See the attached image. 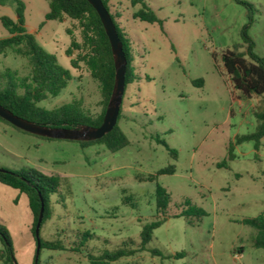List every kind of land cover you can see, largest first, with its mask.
Returning a JSON list of instances; mask_svg holds the SVG:
<instances>
[{"label": "rangeland", "instance_id": "1", "mask_svg": "<svg viewBox=\"0 0 264 264\" xmlns=\"http://www.w3.org/2000/svg\"><path fill=\"white\" fill-rule=\"evenodd\" d=\"M20 1L26 30L70 71L60 93L37 104L51 109L76 101L87 114L97 115V81L84 65L72 68L66 54L67 30L80 40L77 22L45 20L46 0ZM143 1L160 22L133 18L140 5L129 0L108 2L133 56L134 79L124 89L117 122L127 146L116 152L103 144L83 147L76 140L34 135L0 120L1 168H34L62 180L50 196L51 215L39 230L42 240H59L62 247L41 248L38 264H90L87 253L96 255L123 243L137 247L142 226L161 218L155 215L156 184L170 196L166 218L143 251L122 261L264 264V249L253 244L255 229L240 222L264 216V136L257 149L252 140L235 144L236 137L256 130L264 96L240 97L221 62L226 49L245 50L241 31L248 11L252 50L264 59V0ZM14 9L0 3V17L14 19ZM7 35L0 23V38ZM76 54L73 50L72 56ZM6 68L16 77L29 73L27 60L9 49L0 53V73ZM230 145L233 157L228 159ZM167 148L176 150L175 158ZM223 160L226 166H217ZM169 164L173 173L156 175ZM149 175L156 177L145 179ZM184 202L205 214L199 219L174 217L186 208ZM31 224L27 197L0 183V225L8 231L16 264L34 261ZM84 233L90 236L85 241ZM3 248L0 241V255ZM152 249L158 254H151ZM0 264L10 263L0 257Z\"/></svg>", "mask_w": 264, "mask_h": 264}, {"label": "trees", "instance_id": "2", "mask_svg": "<svg viewBox=\"0 0 264 264\" xmlns=\"http://www.w3.org/2000/svg\"><path fill=\"white\" fill-rule=\"evenodd\" d=\"M48 11L44 14L45 20H56L62 22L65 18L75 20L80 31V40L70 35V44L66 49V54L70 57V66L79 69L84 65L90 76L97 81L101 95V110L95 115L87 114L76 101L61 104L51 109H45L37 103L48 96H57L67 85L70 79L69 69L62 68L56 63L55 56L45 51L29 33L24 25L22 10L24 3L20 0H0V3H8L15 6L13 19L7 15L0 17L1 25L6 29L8 35L0 38V53L11 50L27 60L29 73L24 77H16L8 68L0 73V104L9 109L14 114L25 119L34 121L41 125L55 127H76L81 124L98 126L103 118L105 107L112 90L114 81V66L108 38L104 32L100 19L94 8L86 0H46ZM102 0L103 5L108 10L116 32L122 44V49L126 59L124 74V89L127 84L134 79L133 56L128 47L126 37L120 32L115 21V15L110 12L108 2ZM131 5L139 4L138 10L132 13L133 18L148 22H160L143 0H129ZM253 19L251 13H247V23L243 26L241 37L245 44L244 51L226 49L221 54L222 65L228 75V79L240 97L251 98L252 96H264V59L252 50V40L248 35V26ZM73 50L77 51L76 56H72ZM202 80L194 81V83ZM19 89H22L20 92ZM121 106L117 118L120 117ZM259 123L252 133L243 134L236 137L235 144L242 141L254 142V149L258 148L261 138L264 136V114L256 115ZM0 120L7 122L0 117ZM116 124L114 127L100 138L89 141H78L81 146L92 144H103L109 151L116 152L129 144L128 138ZM15 127V126H14ZM19 129V128H17ZM21 130V129H19ZM166 145L164 142H162ZM229 146L228 159L233 157ZM170 155L175 158L176 150L167 148ZM217 166H226L225 160L217 163ZM174 165L169 164L156 172L158 174H170L174 172ZM156 175H149L145 179L152 180ZM61 178L57 174H46L34 168L20 169L18 171L0 167V183L16 189L19 194L27 197L28 207L32 216L31 233L35 242L34 227L39 214L40 206L43 205V214L39 230L42 223L51 215V199L53 193L58 192L61 187ZM155 215L160 219L145 223L140 231V240L137 247H127L123 243L121 247L104 250L99 254L87 253L86 257L90 264H136L135 262H124L121 259L131 256L136 252L143 251L145 245L151 240L153 230L157 228L166 218V208L170 201V196L166 190L156 184L154 190ZM186 208L182 209L174 217L193 216L199 219L204 215L201 208L184 202ZM190 221V220H189ZM191 222V221H190ZM241 223L247 224L255 229L254 246L264 249V216L243 218ZM89 238L88 233L82 235V240ZM40 239V249H59V240ZM0 241L3 244V252L0 257L10 264L15 262L12 250V242L8 231L0 225ZM129 245H133V239H128ZM126 244V245H124ZM83 243H80L82 246ZM39 249V251H40ZM151 254H158L156 249L150 250ZM35 254V251H34ZM39 255V254H38ZM36 262L32 264H38Z\"/></svg>", "mask_w": 264, "mask_h": 264}, {"label": "water", "instance_id": "3", "mask_svg": "<svg viewBox=\"0 0 264 264\" xmlns=\"http://www.w3.org/2000/svg\"><path fill=\"white\" fill-rule=\"evenodd\" d=\"M86 1L94 8L100 19L104 32L108 38L114 66L113 86L105 107L101 123L98 126L81 124L76 127H55L41 125L14 114L9 109L0 104V117L16 128L46 138L89 141L100 138L101 136L109 132L116 124L124 92L126 59L115 26L112 22L108 10L103 5L102 0ZM42 214L43 205L41 204L37 221L34 227V262L37 261L40 249L39 226L42 219ZM14 264L16 263L14 262Z\"/></svg>", "mask_w": 264, "mask_h": 264}, {"label": "crops", "instance_id": "4", "mask_svg": "<svg viewBox=\"0 0 264 264\" xmlns=\"http://www.w3.org/2000/svg\"><path fill=\"white\" fill-rule=\"evenodd\" d=\"M46 12H47V11H46ZM46 12H45V13H46ZM45 13H44V14H45ZM241 252H242V249H241Z\"/></svg>", "mask_w": 264, "mask_h": 264}]
</instances>
